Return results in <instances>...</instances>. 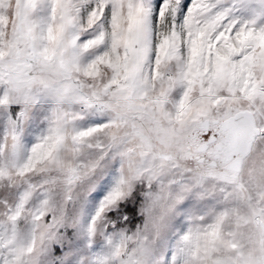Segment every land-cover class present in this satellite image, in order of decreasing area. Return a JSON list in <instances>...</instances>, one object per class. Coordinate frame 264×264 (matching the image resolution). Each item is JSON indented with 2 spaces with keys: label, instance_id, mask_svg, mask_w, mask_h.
I'll use <instances>...</instances> for the list:
<instances>
[{
  "label": "snow or ice",
  "instance_id": "6c2138e0",
  "mask_svg": "<svg viewBox=\"0 0 264 264\" xmlns=\"http://www.w3.org/2000/svg\"><path fill=\"white\" fill-rule=\"evenodd\" d=\"M158 6L0 0V264H264V0Z\"/></svg>",
  "mask_w": 264,
  "mask_h": 264
},
{
  "label": "rangeland",
  "instance_id": "374dc122",
  "mask_svg": "<svg viewBox=\"0 0 264 264\" xmlns=\"http://www.w3.org/2000/svg\"><path fill=\"white\" fill-rule=\"evenodd\" d=\"M146 5L150 8L152 13V24L155 25V17L159 11V4L163 2V0H144ZM192 0H182V7L177 13V23H179L183 19V13L187 11V5L191 4ZM229 2H233V0H229ZM253 9L247 12H244L242 15L245 18H251L256 9H258V0H252ZM101 120L99 116H90L83 121H80L79 124L81 127H88L92 124ZM45 125L38 121L34 125H30L28 129L21 136V151L20 157L23 158L24 154L31 148V146L36 142L37 137L43 132ZM0 132H2V127H0ZM112 174L105 175L102 180L96 185V188L92 193L88 196L86 203L83 208H81L79 217L80 221L83 224H86L88 220H90L91 216L95 213L96 206L99 203V199L104 195L105 192L111 187ZM103 185V187H101ZM130 203V202H125ZM132 204V203H130ZM130 227V226H129Z\"/></svg>",
  "mask_w": 264,
  "mask_h": 264
},
{
  "label": "trees",
  "instance_id": "16d2710c",
  "mask_svg": "<svg viewBox=\"0 0 264 264\" xmlns=\"http://www.w3.org/2000/svg\"><path fill=\"white\" fill-rule=\"evenodd\" d=\"M139 204V200H137L135 203H127V207L125 208V214L129 216L130 219H132V224L130 225V228H135L137 224L141 222V217L137 215V207ZM122 208H124V205H121ZM120 209L118 208L117 211ZM111 215V214H110Z\"/></svg>",
  "mask_w": 264,
  "mask_h": 264
}]
</instances>
